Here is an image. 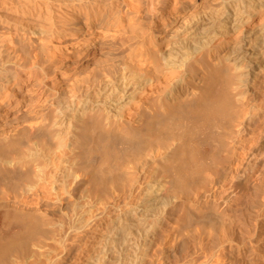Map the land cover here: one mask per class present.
<instances>
[{"label": "bare ground", "instance_id": "bare-ground-1", "mask_svg": "<svg viewBox=\"0 0 264 264\" xmlns=\"http://www.w3.org/2000/svg\"><path fill=\"white\" fill-rule=\"evenodd\" d=\"M141 1L0 0V264H264V0H143L155 72L112 79Z\"/></svg>", "mask_w": 264, "mask_h": 264}, {"label": "rangeland", "instance_id": "rangeland-1", "mask_svg": "<svg viewBox=\"0 0 264 264\" xmlns=\"http://www.w3.org/2000/svg\"><path fill=\"white\" fill-rule=\"evenodd\" d=\"M111 1V0H110ZM151 6L153 9H159L160 6L157 4V0H151ZM140 10L143 11V13H137L135 11L133 12H124L121 16V23L117 25V27L112 30L113 32H107L103 30L102 26H96L92 29L96 32L98 35L97 42H98V52L99 54L108 61V67L113 73H115V76H112L113 78H117V76L125 71H134L136 75L139 77L142 73L150 71L152 73L155 72L156 65L151 60H148L145 57V52L148 50L149 53L156 52V47L154 44L149 42L148 35L151 32V30L159 24V21H157V16L159 15V11L155 12L154 18L149 17L147 14V7L145 5V2L142 0L140 3ZM146 11V12H145ZM32 46L29 45V48L26 52H22L20 50L21 56L23 58V62L27 65L30 64H38L44 66L43 60H46V64H52L54 66L57 65V61L55 60V57H50L46 59L47 54H38L36 52L31 51ZM65 51V50H64ZM71 55L69 58H66L65 55L67 52H63V54H60L59 56L61 58L65 57V61L69 62L67 65V70L69 71V75H75L76 72L83 69L84 65L83 63H86V61L90 60L92 56L82 53H76L75 51L70 52ZM76 53V54H75ZM142 54V55H141ZM15 59H13L14 61ZM48 60V61H47ZM12 61V59H11ZM126 68V69H125ZM166 71V70H165ZM164 72L161 71L160 74ZM162 84H165V82L170 81L173 82L175 79V73L174 72H168V73H162ZM81 84L84 86V81L81 82ZM39 92L41 94H48V88L42 87ZM51 106L49 108L55 107V102L51 101ZM205 149H208L206 146ZM219 153L220 157H224L226 154V151L221 149ZM215 173V171L213 172ZM212 173L209 171H205L203 176H207L208 179ZM247 191V193H243L241 197L244 202L246 200H251V197H253L252 192ZM249 194V197H248ZM252 194V196L250 195ZM248 198V199H247ZM250 198V199H249ZM73 199V200H72ZM71 200H69V203L72 201V203L75 201V198L72 197ZM243 202V201H242ZM243 202V203H244ZM247 205V201L244 203ZM249 204V203H248ZM56 216L51 217L52 222H56ZM53 222V223H54ZM197 227V225H196ZM194 226V228H196ZM54 231L56 229H53ZM56 232V231H55ZM53 232V234L55 233ZM56 234V233H55ZM54 234V235H55ZM51 235V236H54ZM50 242V241H49ZM51 243V242H50ZM53 243V242H52ZM54 244V243H53ZM52 246V244H51ZM55 246V245H53ZM52 246V247H53ZM81 255L83 257L88 253L87 250L80 251ZM79 252V253H80ZM74 253L73 250L70 251V255L68 257L67 263L69 264H76L72 260V258L78 260L77 254H71ZM83 253V254H82ZM77 255V256H76ZM74 256V257H73ZM73 261V262H72ZM71 262V263H70Z\"/></svg>", "mask_w": 264, "mask_h": 264}]
</instances>
